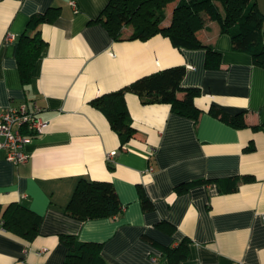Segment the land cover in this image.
<instances>
[{
    "label": "crops",
    "instance_id": "crops-1",
    "mask_svg": "<svg viewBox=\"0 0 264 264\" xmlns=\"http://www.w3.org/2000/svg\"><path fill=\"white\" fill-rule=\"evenodd\" d=\"M108 1L0 0V106L37 105L36 115L46 121L40 132L23 130L30 137L25 162L9 161L0 145V214L20 202L43 216L32 241L0 221V264H64L61 234L102 242L108 264H173L166 247L183 240L188 253L177 264H264V66L234 49L216 21L203 29V40L220 52L217 68L205 66L204 48L180 49L162 34L114 40L102 23L90 21ZM256 1L264 13V0ZM51 6H60L59 15L41 26L47 45L24 82L16 42L30 17ZM178 64L187 68L182 85L200 88L199 118L178 114L169 103L144 104L128 92L136 131L122 142L92 100ZM212 104L244 111L247 126L212 115ZM230 176L250 178L225 191ZM82 177L112 181L123 211L88 220L69 215L66 206ZM198 178L213 181L175 191ZM142 192L153 208L143 207Z\"/></svg>",
    "mask_w": 264,
    "mask_h": 264
},
{
    "label": "trees",
    "instance_id": "trees-1",
    "mask_svg": "<svg viewBox=\"0 0 264 264\" xmlns=\"http://www.w3.org/2000/svg\"><path fill=\"white\" fill-rule=\"evenodd\" d=\"M59 12L60 6H51L32 15L16 42L15 54L24 82L30 81L31 70L47 45L41 26L53 22ZM90 21L102 23L114 40H147L162 34L177 48H204L205 66L217 68L220 52L212 43L203 40V29L211 21H216L219 30L231 36L234 49L250 52L256 63L264 66V13L256 0H109L98 16ZM186 71L185 65L178 64L144 74L117 90L97 96L92 103L106 115L122 142L128 141L136 131L126 103L128 92L137 94L144 104L169 103L172 111L197 120L202 109L196 105L195 99L201 91L196 86L182 85ZM179 91H184V96L179 97ZM209 112L233 126H247L244 111L232 114L212 104ZM249 178L230 176L224 189L233 191L241 180ZM210 181L213 179H194L176 185L175 191L180 193ZM141 200L145 209L154 207L144 192ZM123 209L112 181L84 177L79 179L66 206L69 215L81 220L117 216ZM42 220L41 214L20 202L7 204L0 214V221L7 230L29 241L39 235ZM60 237L68 247L64 264H108L101 254L102 242L80 240L73 234H61ZM166 253L172 263L177 264L187 256L188 244L183 240L177 246L166 247Z\"/></svg>",
    "mask_w": 264,
    "mask_h": 264
},
{
    "label": "built area",
    "instance_id": "built-area-1",
    "mask_svg": "<svg viewBox=\"0 0 264 264\" xmlns=\"http://www.w3.org/2000/svg\"><path fill=\"white\" fill-rule=\"evenodd\" d=\"M72 5L78 11L76 2L73 1ZM8 39H13V36L9 34ZM34 107L31 110L27 104L0 106V136L3 137L0 145L7 150V159L14 164L23 163L29 157L24 151V144L30 137L23 130L37 133L46 125V121L36 115L41 108L37 105ZM114 154L115 152H111L110 156ZM262 219L264 220V213Z\"/></svg>",
    "mask_w": 264,
    "mask_h": 264
}]
</instances>
